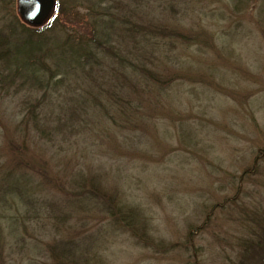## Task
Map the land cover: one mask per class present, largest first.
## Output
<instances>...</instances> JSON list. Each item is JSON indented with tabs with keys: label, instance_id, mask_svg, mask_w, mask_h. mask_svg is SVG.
Segmentation results:
<instances>
[{
	"label": "rangeland",
	"instance_id": "1",
	"mask_svg": "<svg viewBox=\"0 0 264 264\" xmlns=\"http://www.w3.org/2000/svg\"><path fill=\"white\" fill-rule=\"evenodd\" d=\"M116 1L118 13L125 0ZM59 2L61 11L46 36L36 35L33 42L54 57L64 53L61 70L52 58L47 61L45 78L53 75L58 89L0 87V173L12 169L22 154L27 159L18 169L38 184L39 200L32 207L0 206V264H56L51 250L68 240L81 246L72 264H235L239 240L248 234L239 210L264 211V161L259 159L264 152V0H158L143 8L145 22L180 29L196 40L167 44V55L155 51L160 58L155 69L168 81L164 87L119 69L133 85L137 82L136 92L115 80L117 63L103 51L80 67V46L71 41L96 35L104 24H95L89 0ZM0 3V29L21 31L17 0ZM60 40H69L61 51L55 49ZM14 47L15 42L10 49L19 62L28 47L20 54ZM113 83L118 85L113 90L132 102V115L119 120L121 125L103 112L117 115L99 91V85L111 90ZM44 94L49 97L42 114L50 118L58 105L87 107L72 131L53 139H44L32 125L22 131L26 101ZM94 94L101 102L94 103ZM255 163L257 174L243 176ZM89 188L140 209L143 221L135 233L95 202L81 200L77 189ZM72 200L77 202L71 207ZM46 201L60 218L46 213ZM86 203L92 207L79 206ZM16 216L20 224L14 233L8 224Z\"/></svg>",
	"mask_w": 264,
	"mask_h": 264
},
{
	"label": "trees",
	"instance_id": "2",
	"mask_svg": "<svg viewBox=\"0 0 264 264\" xmlns=\"http://www.w3.org/2000/svg\"><path fill=\"white\" fill-rule=\"evenodd\" d=\"M3 1L5 5L8 2V0ZM156 1L158 0L121 1L122 6L117 13L113 10L116 8L114 5V3L117 4L116 0H89L90 3H93L94 10H96L95 24L97 25L100 22L104 25L101 28L98 27L96 35L93 33V35L85 37L84 39L86 40H83V37H81L80 40H76L79 42L71 41V43H74L71 45L80 46V49L76 51L80 53V67L83 69L90 61L94 62V59L97 57L96 55L99 53L98 51H103L117 63L118 68L114 73L115 80L123 84L126 83L129 88L131 87V92L138 91L137 82L133 85L128 79L130 76L125 77L119 69H126V74L130 73L135 77L141 76L151 84L162 87L166 86L168 81L162 80L155 69V64L160 59L156 57L155 51L161 49L167 55L166 52H169L166 47L167 44H174L177 41L189 45L194 43L196 40L194 38L196 37H192L191 34L185 35L180 29L170 28L167 25L158 26L153 22H145L142 17L144 14L142 9ZM1 6L2 4L0 3V8ZM61 7L59 0H57L56 11L52 19H57L54 16L60 13ZM15 17L23 27L21 31H18L16 28L10 34L0 29V77L3 76L0 86L1 89L9 85H16V87L18 85L30 86L35 89H44L47 93L58 89L59 82L53 79V75L45 78L48 71H50L47 61L52 58V62L58 66L57 71L61 70L59 66L61 60L64 58V53L60 57H54L51 51H46L42 46L33 44V42H36V35H43L52 19L42 26L33 28V26L28 25L24 21L21 22L17 15ZM71 39L75 40V37ZM20 40L23 41L25 46ZM69 40L67 42L60 40L56 44L55 49L61 51V47H66ZM13 42L16 43V47H14L15 53L20 54L24 47H28V49L21 53L22 59L19 62L14 60L13 57L15 55L10 49V45ZM20 43L23 45L21 46ZM123 52L126 56H123ZM148 63L150 66H148ZM123 84L122 88L126 86ZM114 86L118 85L113 83L111 90H102L103 87L99 85V91H104L111 104H113L111 108L117 112V115H115L111 113V109H104V114L112 120L114 125H121L119 120L124 119L127 121L132 115L131 111H129L132 102L129 97L126 99L119 96L113 90ZM97 94L102 95L101 93ZM93 96L94 103L101 102L98 99L100 96L95 94ZM48 97L44 94L41 99L26 101L25 114L21 121L25 125H20L23 132H25L24 128L26 125H32L33 129L44 139H53L66 131V129L72 131L74 128V119H83L85 108L87 107L77 105L74 107H62L58 105V112L53 113L51 118L43 115V107L47 103ZM51 103L53 102L51 101ZM78 122L81 121L79 120ZM13 152L18 154L16 149ZM26 159L23 158L22 154H18L15 166L12 169L0 173L1 207L4 204L5 206L7 204L19 206L20 204L21 207L25 204L28 206L31 205L32 207L37 203L38 198L35 195L37 194L38 184H31V177L23 169H18L19 164ZM259 159L264 161V152H262ZM257 169L258 165L255 163L254 170L245 171L243 176H254L257 174ZM77 190H79V194H82L80 196L82 197L81 200L86 199L87 201H91V203L95 202L93 205L101 206L102 213L109 215L113 220H117L120 225L128 227L130 230L134 229V233L136 225L138 226L143 221L141 210H137L134 204H126L121 202V199L119 200L120 203L119 201L116 203L111 196L105 193L100 194L94 188H89L87 191ZM82 191L84 192L82 193ZM69 202L71 206L77 201L72 200ZM44 206L49 216L61 217V215L57 214L58 210L52 203L46 201ZM79 206L92 207L89 206V203L79 204ZM222 209L226 208L222 207ZM239 211V220L246 228L248 234L239 240L240 252L237 255L235 264H264V211L257 209L251 211L241 209ZM19 224V218L16 216L8 225L10 226V230L15 233L18 231ZM68 241L63 244L61 242L57 243L54 249L51 250L52 258L56 261V264H72L77 262L74 250L79 249L81 246L77 242V244L75 243L72 246L73 241Z\"/></svg>",
	"mask_w": 264,
	"mask_h": 264
},
{
	"label": "water",
	"instance_id": "3",
	"mask_svg": "<svg viewBox=\"0 0 264 264\" xmlns=\"http://www.w3.org/2000/svg\"><path fill=\"white\" fill-rule=\"evenodd\" d=\"M55 6V0H17L19 16L32 26L45 24L53 14Z\"/></svg>",
	"mask_w": 264,
	"mask_h": 264
}]
</instances>
